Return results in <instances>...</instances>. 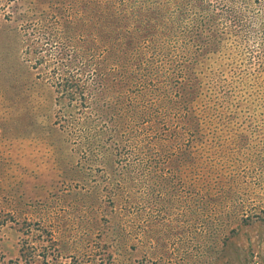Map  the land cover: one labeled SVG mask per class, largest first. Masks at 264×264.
I'll list each match as a JSON object with an SVG mask.
<instances>
[{
	"label": "rangeland",
	"instance_id": "1",
	"mask_svg": "<svg viewBox=\"0 0 264 264\" xmlns=\"http://www.w3.org/2000/svg\"><path fill=\"white\" fill-rule=\"evenodd\" d=\"M20 1L10 2L14 15L27 8ZM39 1L50 8L52 0ZM166 1L172 11L179 3L150 4L165 12ZM230 1L202 0L204 14L187 15L188 40L202 45L185 46L186 55L207 54L185 64L190 83L167 77L165 89L177 95L163 105L186 104L178 121L198 138L177 148L170 141L182 129L173 112L166 130L155 115L148 123L136 114L107 121L86 95L73 102L83 107H73L80 126L68 139L61 127L73 119L56 102L52 67L31 53L18 28L24 20L0 16V264H264V0ZM57 39L65 40L63 30ZM89 46L68 56L89 59ZM185 154L189 162L177 161ZM134 163L148 167L145 174L132 172ZM148 180L166 187L148 192L160 202L154 206L145 201ZM104 219L112 220L107 234ZM27 245L36 251L21 259Z\"/></svg>",
	"mask_w": 264,
	"mask_h": 264
},
{
	"label": "trees",
	"instance_id": "2",
	"mask_svg": "<svg viewBox=\"0 0 264 264\" xmlns=\"http://www.w3.org/2000/svg\"><path fill=\"white\" fill-rule=\"evenodd\" d=\"M13 1L0 0L1 19L15 23L24 20L25 23L18 28L27 36V46L31 47V53L37 56L35 57L37 62H43L52 67L53 84L59 95L56 102H65L73 119L66 120L61 127L68 139L72 136L71 131H74L79 125L74 122L73 107H76L77 104L81 108L83 107L82 102H73L81 100L86 95L91 97L87 100L88 102L102 104V116L107 121L117 122L113 120L114 116L123 121V119H129L130 116L133 117L136 114L137 117H140L139 123H148L150 122L149 117L155 115L158 116L156 120L161 124L160 129L163 127L166 130L165 120L173 115L177 122L172 123L179 126L182 132H173L170 141L174 142L172 145L188 147L192 142L198 140L193 135L194 133L191 134L192 127L184 125V123H189L188 121H178L180 115L184 114L183 108L186 109L187 105L185 104L179 110L176 105L168 108L163 104L173 102L171 94L177 95V90L172 92L165 89L168 83L167 77H172L171 74H174L178 83L184 81L186 84L190 83L194 79L189 75V66L185 64L207 54L201 49L196 55L187 56L185 49V46L191 43L196 46L197 43L198 46L202 45L200 40L191 38V41L188 40L187 30L192 28V24L185 23L187 15L195 17L204 14L201 9L202 0H179L173 11L168 5L169 2L166 1L165 12H159L156 6L151 5L150 2L153 0H127L128 6L125 5L124 0H70L69 2L52 0L50 8L47 10L39 6V0H25L27 1L26 10L17 15L10 11V2ZM22 1L18 4L19 8ZM184 2L186 4L183 6ZM187 4L188 6L193 5L190 7L192 10L185 9ZM228 5L234 6L230 0H228ZM120 21L122 23L118 29H114L113 23L119 24ZM197 22L198 20H196V24ZM59 30L64 32L65 40L63 42L57 39ZM109 32H114V36ZM86 41L90 42L89 59L68 56L70 50L81 47V44ZM63 47L64 50L61 51L60 49ZM108 49H111L110 55L107 53ZM202 59L204 58L202 57ZM105 70L109 74L108 79H103ZM187 99L186 96L181 97V103H187ZM154 103L157 107L153 105ZM116 104L121 112L115 113L114 105ZM134 157L135 153L131 158ZM142 158L143 153L140 152L138 160H142ZM188 160L191 158L185 154L177 161L184 163ZM135 164L132 165V172L139 171L145 174L144 171L146 172L148 167H141L140 164L137 167ZM141 183L147 184L148 191L145 201L153 206L160 203L153 202L148 196V192L156 190L160 195L163 194L166 187L156 189V184L150 180L141 181ZM170 188L171 186H169ZM160 207L162 206L160 205ZM135 210L136 208H131L128 214L134 216ZM141 214L144 213L137 212L136 216L140 217ZM151 219L152 217H150ZM108 221L111 223L108 224ZM146 222L153 226L151 221ZM111 225L112 220L104 219L101 225L103 232L108 233ZM136 226L137 228L140 226L139 221L136 222ZM100 232L101 230L97 233L100 234ZM228 243V241H222L224 246H227ZM22 249L21 259L22 257L26 258L25 254L29 252L34 253L36 246L27 245ZM123 254L127 256L126 253ZM221 256L222 253L214 259L220 261ZM122 264H132V262L125 261Z\"/></svg>",
	"mask_w": 264,
	"mask_h": 264
},
{
	"label": "bare ground",
	"instance_id": "3",
	"mask_svg": "<svg viewBox=\"0 0 264 264\" xmlns=\"http://www.w3.org/2000/svg\"><path fill=\"white\" fill-rule=\"evenodd\" d=\"M214 35V34H213ZM129 45V44H128ZM145 70V69H144ZM226 81V80H225Z\"/></svg>",
	"mask_w": 264,
	"mask_h": 264
}]
</instances>
